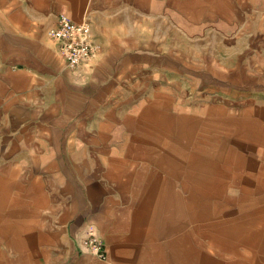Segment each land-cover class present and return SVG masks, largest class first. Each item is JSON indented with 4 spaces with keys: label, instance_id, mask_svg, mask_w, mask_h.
Wrapping results in <instances>:
<instances>
[{
    "label": "crops",
    "instance_id": "0c3cea01",
    "mask_svg": "<svg viewBox=\"0 0 264 264\" xmlns=\"http://www.w3.org/2000/svg\"><path fill=\"white\" fill-rule=\"evenodd\" d=\"M64 13L103 46L77 69ZM201 33L264 50V0H0V264H264V54L232 88L168 53Z\"/></svg>",
    "mask_w": 264,
    "mask_h": 264
},
{
    "label": "rangeland",
    "instance_id": "374dc122",
    "mask_svg": "<svg viewBox=\"0 0 264 264\" xmlns=\"http://www.w3.org/2000/svg\"><path fill=\"white\" fill-rule=\"evenodd\" d=\"M182 40L179 44L182 45V47H177L175 49H169L167 50L168 53L170 50H172V54H175V56H181L184 59H190L188 62H191V64H188L189 67H195L198 66L199 71L206 72V65H202V62L200 61V57L202 56H216V57H224L228 58L230 60V66L231 71L228 72L230 79H231V85L232 88L239 87V86H250V87H256L251 86L255 79L258 78V72L254 71L256 67H254V61L253 57L258 56V53H263L264 50L262 49H255L250 48L247 46L250 45V43L253 42L252 36H245L246 34H238V33H231V34H212V33H201L198 34V36H195L193 38H190V36L186 34H182ZM203 35V36H202ZM260 37V35L258 36ZM226 41V42H225ZM244 42V43H242ZM244 44V48H243ZM246 47V48H245ZM260 56V55H259ZM260 58V57H259ZM194 60L198 63H194ZM195 64V65H194ZM235 66V68H233ZM214 68L215 71L218 73L222 72V66L219 64L217 66V63L215 64ZM260 72V71H259ZM219 76L216 73V77ZM258 80V79H257ZM259 82V81H258ZM256 82V83H258ZM229 83V82H228ZM220 100L222 98H219ZM203 126H199V148H206V143L208 140H212L213 134L212 129L209 127H206V122L201 123ZM220 127H216L215 134L217 132L222 133V125H219ZM192 130L185 129L184 130V137H191L194 136L191 133ZM216 139V142H218L221 137H214ZM222 146H220L219 152L222 151ZM184 154L189 153L192 146L191 145H184ZM200 164H205V162H200ZM216 167V164H215ZM209 165H200V173L205 172L209 170ZM205 184V182L203 183ZM199 199H206L204 197H208V194L205 193H199Z\"/></svg>",
    "mask_w": 264,
    "mask_h": 264
},
{
    "label": "built area",
    "instance_id": "2783aa9c",
    "mask_svg": "<svg viewBox=\"0 0 264 264\" xmlns=\"http://www.w3.org/2000/svg\"><path fill=\"white\" fill-rule=\"evenodd\" d=\"M52 36L59 42L61 54L71 69H77L85 61L98 57L103 49L94 35L90 22H77L66 13L60 15L58 26L52 32ZM88 235V245L94 256L107 259L105 242L95 228H91Z\"/></svg>",
    "mask_w": 264,
    "mask_h": 264
}]
</instances>
